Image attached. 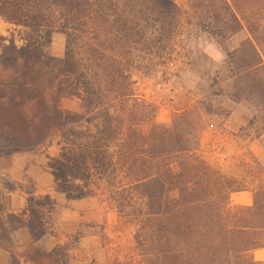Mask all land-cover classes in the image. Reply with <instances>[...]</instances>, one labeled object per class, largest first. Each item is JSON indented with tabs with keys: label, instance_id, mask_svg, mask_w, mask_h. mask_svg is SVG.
Here are the masks:
<instances>
[{
	"label": "trees",
	"instance_id": "obj_1",
	"mask_svg": "<svg viewBox=\"0 0 264 264\" xmlns=\"http://www.w3.org/2000/svg\"><path fill=\"white\" fill-rule=\"evenodd\" d=\"M70 1L49 0L51 9L45 16L41 0H0V18L26 31L24 36L19 33L20 46L13 34L0 36V66L12 72L11 79L0 82V157L48 149L53 140L47 139L58 133L59 152L48 162L56 192L74 202L105 188L112 191L121 213L128 207L122 193H133L129 202L140 196L142 212L128 216L139 223L136 241L150 264H262L252 254L264 250V176H231L203 159L198 140L182 129L187 113L163 124L156 120L153 106L126 94L131 105L123 115L115 105L122 98L119 69H112L114 76L107 77L104 68L105 75L97 76L94 60L82 63L68 32H62L68 34L65 56H50L51 35L56 23L65 31L60 11ZM146 2L148 10L163 18L175 19L180 13L173 0ZM217 2L216 9L227 16L223 26L231 24V33L246 28L251 37L246 46L253 59L231 70L233 78H248L251 70L259 68L264 72L260 40L264 0ZM249 7L258 12L256 18L245 13ZM150 18L146 13L143 22ZM150 22L155 25L146 34L148 53L152 44H160L153 33L172 24ZM228 56L230 67L234 66L231 61L237 56ZM123 78L131 93L128 78ZM259 85L264 90V80ZM66 98L79 101L80 111L63 110L60 103ZM140 108L142 121L135 120L131 111ZM145 113H151V123L141 132L138 127L148 120ZM0 182L4 190L17 188L5 179ZM18 187L28 195L26 209L4 217L0 205V249L8 254L6 264H70L75 248L69 243L51 250L39 246L60 230L56 201L50 195L35 196L32 188ZM240 192L252 193L251 205H232L231 196ZM21 229L28 231L31 242L19 253L11 235Z\"/></svg>",
	"mask_w": 264,
	"mask_h": 264
},
{
	"label": "rangeland",
	"instance_id": "obj_2",
	"mask_svg": "<svg viewBox=\"0 0 264 264\" xmlns=\"http://www.w3.org/2000/svg\"><path fill=\"white\" fill-rule=\"evenodd\" d=\"M173 1L180 12L175 19L152 13L146 0H71L70 6L60 11L65 31L55 24L57 29L51 35L48 53L62 59L69 34L82 63H88L89 58L94 60L97 76L105 75L104 68L107 77L114 76L112 69H119L117 86L122 98L115 105L123 110L122 114L131 105L126 94L153 106L156 120L163 124L187 113L182 129L198 140V153L203 159L231 176H264V90L259 85L260 80H264V72L260 68L251 70L248 78L241 80L231 74V70H237L246 62L250 64L253 59L246 46L251 37L246 28L231 33V24L223 26L227 16L225 11L216 9L217 0ZM49 9V0H41L40 10L45 16L49 15L46 11ZM146 13L151 18L144 23ZM245 13L251 18L258 14L250 7ZM55 17L58 18L57 14ZM152 19L173 25L153 33L160 44H152L150 48L154 49L148 53L146 34L155 25L150 22ZM25 32L0 18L1 37L9 38L13 34L20 46L19 33L24 36ZM260 40L264 48V34ZM228 55L237 56L235 62L231 61L234 66L230 67ZM11 73L0 66V82L11 79ZM123 76L131 84V93L126 91ZM60 104L63 110L80 111V102L76 99L66 98ZM140 109L131 111L137 116L135 120L142 121ZM26 111L29 112V108ZM143 115L144 120H148L138 130L146 132L151 113ZM47 140H53L49 150L38 148L31 152L45 154L47 151L49 156H56L58 133ZM124 184L121 182V186ZM112 194L102 188L81 202L65 203L57 199L60 230L39 246L51 250L61 243H69L75 248L70 264H150L136 241L139 223L128 216L142 212L141 197L136 196L129 202L133 193H122L128 207L121 213ZM231 202L233 206H249L252 193H235ZM23 251V248L18 250ZM252 256L264 264V250ZM7 258L6 253L4 264Z\"/></svg>",
	"mask_w": 264,
	"mask_h": 264
},
{
	"label": "crops",
	"instance_id": "obj_3",
	"mask_svg": "<svg viewBox=\"0 0 264 264\" xmlns=\"http://www.w3.org/2000/svg\"><path fill=\"white\" fill-rule=\"evenodd\" d=\"M49 149L50 147L46 150ZM50 157L52 156H49L47 151L45 154L41 152H25L0 157V179L10 180L17 186L14 191H7L2 188L0 182L2 195L0 205L2 206V215L4 217L7 214H20L26 209L28 195L24 189L18 187L19 185L24 188H32L35 196L50 195L55 201L62 199L65 203H73L67 202L62 195L56 192L54 179L48 168ZM11 237L14 245L18 247L17 251L21 248L24 250L25 246L31 242L30 235L26 229L12 233ZM5 259L6 252L0 249V264H4Z\"/></svg>",
	"mask_w": 264,
	"mask_h": 264
}]
</instances>
